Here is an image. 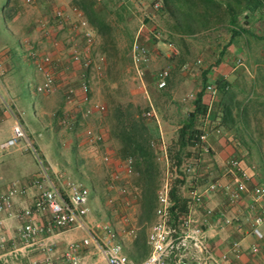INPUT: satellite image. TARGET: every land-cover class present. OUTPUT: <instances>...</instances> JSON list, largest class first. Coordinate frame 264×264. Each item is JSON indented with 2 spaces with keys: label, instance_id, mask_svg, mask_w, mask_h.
<instances>
[{
  "label": "rangeland",
  "instance_id": "rangeland-1",
  "mask_svg": "<svg viewBox=\"0 0 264 264\" xmlns=\"http://www.w3.org/2000/svg\"><path fill=\"white\" fill-rule=\"evenodd\" d=\"M8 1L10 7L17 3L19 13L11 23H6L0 16V57L3 61L0 72V142L9 137L11 130L7 124H13V117H16L23 124L40 161L32 152L21 149L22 145L8 151L0 149V192L13 181L27 185L28 178H34L41 173L43 164L51 174L61 176L62 180L81 182L93 192L92 204L100 209L99 216L93 218V223L96 219L101 224H110L114 229L109 212H114V215L117 213L116 218L124 216L126 214L122 209H118L123 207L125 210L126 206L119 195L114 192L107 194V182L115 168L110 169L102 161L105 152L110 155L113 153L110 142L114 140L109 136L113 108L132 104L136 116L154 134L157 135L158 132V121L173 132L175 127L181 126L188 118L189 110L193 106L190 95L199 88L203 89L206 80L211 78L210 73H215L216 77L223 75L224 72L219 74L218 69L226 59H222V46L230 41L229 27L224 21L220 26L194 34L186 43L169 37V33L177 32L172 30L171 21L167 17L152 10L154 0H132L127 5L121 4L120 0H32L30 4L26 0H0V5ZM91 2H95L97 10H103L99 20L104 21L94 29L96 51L105 56L101 74H95L91 96L94 103L105 109L102 113L84 118L81 114L83 104L69 100L64 89L68 81H76L80 72L69 61L72 48L83 47L82 38L68 24L59 26L54 23L51 14L55 8L69 11L71 6L81 8ZM43 20H50L48 28L53 31V37L59 43L57 49L52 48L50 39L38 26ZM142 25L144 28L140 41L149 49L151 60L142 68L144 75L140 78L132 65L130 50ZM155 30L163 32L160 39L154 37ZM209 39L211 41L208 50L205 43ZM186 44H189V49ZM249 44L251 49L246 48V54L249 53L250 59L232 52L230 64L232 68L244 72V87L248 96L246 98L251 97V100L246 101L242 97L240 107L243 110H239L240 107L237 106L236 108L238 113H242L244 120L250 121L251 129L236 131L230 129L229 124L224 129L229 134L231 143L236 144L237 149L232 147L241 158L243 167L252 174L255 183L264 187V161H258L257 153L258 136L263 144L261 147L264 155V118L261 122L262 131L257 132V93L251 83V76L257 75V67L254 66L257 61V39H250ZM30 48L49 54L59 61V67L55 68L59 87L53 94L42 95L36 92L41 76L27 56ZM174 48L178 52L183 51V55L176 54ZM238 58L243 60L244 67L236 68L235 62ZM163 70H168L170 75L166 88L160 90L157 88L156 74ZM9 99L16 100L14 106L11 105L12 113L3 105V100ZM216 101L209 99V106L212 107L211 123L220 118L219 110L222 112ZM150 107L156 112L157 119H142L141 115ZM63 120L67 121L66 126H62ZM88 128L100 133L105 139L104 144H90L85 135ZM191 154L197 167L198 185L204 188L212 181L221 184L218 173L207 170L210 163L205 160L210 157L201 154L196 161L195 154ZM232 184L233 181L230 185ZM110 196L116 200V205H108ZM233 209L234 207L228 208L226 216L232 218ZM239 218L244 230L250 231L251 215L242 209ZM118 221L122 222L120 219Z\"/></svg>",
  "mask_w": 264,
  "mask_h": 264
},
{
  "label": "built area",
  "instance_id": "built-area-1",
  "mask_svg": "<svg viewBox=\"0 0 264 264\" xmlns=\"http://www.w3.org/2000/svg\"><path fill=\"white\" fill-rule=\"evenodd\" d=\"M132 0H120L121 4L127 5ZM32 0H26L30 4ZM152 10L158 14L163 12V0H154ZM150 18V17H149ZM51 19L59 26L68 24V27L82 38L83 47L74 46L70 52V65L76 66L80 71L76 81H68L64 85L66 97L69 100L80 101L83 104L81 114L84 118H88L95 113L104 112V107L98 103H94L91 96V90L95 74H101L102 67L105 64V56L96 51V32L94 27L88 21L84 12L77 6H71L67 11L63 8H55L52 11ZM245 18L242 17V24L245 25ZM50 22V20H48ZM48 21H40L38 26L45 36L50 39L52 48L57 49L59 43L53 37V31L48 28ZM264 30V23L259 24ZM248 27V25H245ZM144 25L141 26L137 36L135 37L130 50V58L137 75L142 78L144 75L143 67L150 63L149 49L140 41V34ZM163 32L155 30L154 37L160 39ZM173 49L172 45H169ZM28 58L34 66L36 72L41 76V82L36 87V92L42 95L53 94L58 85L55 78V68L59 67L57 59L53 56L30 48L28 50ZM200 64V61H197ZM237 68L244 67L242 59H237L235 63ZM3 69V61L0 57V72ZM169 71L163 70L156 74L157 88L162 90L166 88L169 78ZM205 93L214 101L218 98L219 91L215 82L208 81L205 85ZM194 101L196 96L190 95ZM16 100H3V105L12 113L11 105L14 106ZM13 125L9 137L0 144L2 151L16 149L20 145L21 149L30 151L38 158L34 145L29 141L27 132L21 121L13 117ZM144 120H156L157 114L152 107L141 115ZM62 126L67 125V121L63 120ZM219 133V132H218ZM86 138L90 144H104V137L88 128L85 132ZM202 143V155L210 156L211 148L208 145L209 132L204 129L200 135ZM160 151H157L158 161L162 159L166 162L167 167L162 174L160 184L157 189V206L155 210V223L151 227L148 234V245L151 248L150 256L143 264H165L166 260L173 257L176 264H189L184 262V258L188 256L190 251L200 256L198 264H231L227 253L217 256L210 246L205 242L204 232L199 227H194L196 221L192 217L195 207H202L207 198L215 193H223L225 202L228 207H236L245 197L250 198L247 210L251 215L250 235L254 237L258 244L251 248V254L258 256L262 253L261 244L264 243V187L255 180L252 174L243 167L242 161L238 156H233L223 166V176L232 180V185H221L218 181L206 185L201 190H192L190 195V213L183 221L182 226L177 230L171 226V209L172 201L170 198V190L172 181L176 177L175 169L169 160L167 147L160 141ZM152 147L157 148L156 142H152ZM162 156L163 158L161 159ZM40 161V159L38 158ZM104 165L112 167V157L105 152L102 157ZM41 163V162H40ZM119 168L112 170L107 182L106 190L109 193H115L120 197L128 196L129 190L124 181L132 176L134 171V162L132 159L119 161ZM38 176L28 181L26 186L18 181L11 182L6 190L0 193V215L5 214L8 218L22 220L23 223L18 227V237L27 248H35L45 254V258L38 264H85L82 259V252L89 249L93 245L100 251L102 257L107 264H130L127 256L124 254L123 246L116 241L117 234L110 224L98 223L94 227L88 226L86 218L89 211L90 190L81 182H73L70 180H62L61 176L51 174L44 168ZM182 171L192 180L196 176L197 167L192 162H184ZM34 188L38 191L37 199L34 203L24 209H16L15 199L17 197L26 196L29 189ZM108 205H116V200L110 196L107 200ZM127 207V202H122ZM121 203V204H122ZM48 214L49 222L46 229L41 228L34 222V218L40 214ZM208 215H212V211H208ZM117 219L123 223H130V218L126 215L117 216ZM236 221V222H235ZM222 227L235 226L238 231L244 228L239 220L226 216L221 223ZM85 230L88 237L78 242L68 245L66 251L56 258V245L50 241L42 239L44 232L54 234L55 231L62 232L67 230ZM102 231L105 239L100 240L96 235V231ZM231 253L237 257L241 254V242L236 241L230 248Z\"/></svg>",
  "mask_w": 264,
  "mask_h": 264
},
{
  "label": "crops",
  "instance_id": "crops-1",
  "mask_svg": "<svg viewBox=\"0 0 264 264\" xmlns=\"http://www.w3.org/2000/svg\"><path fill=\"white\" fill-rule=\"evenodd\" d=\"M259 24L260 22H257L252 24L251 27H247H250V35L243 33L236 37L233 41H227V43L222 46V53H224L222 55V59L224 60V58H226L227 60L225 59V62H223L218 69L219 74L224 72L223 75L216 77L217 75L215 73L209 74L211 78H209L208 81L212 80L215 82L217 78L223 79L225 80V84L228 87L224 94L219 93L218 98L214 100H217L216 102L218 103L219 109L221 104H226V107L228 108L226 109V112H221L219 110L218 115L220 118H218L216 122L211 123L210 116L212 107L209 106V114L204 121V128L207 132H209L208 145L211 148V155L209 156L210 158L205 160V162L210 163L208 164L209 166H207V170H212L215 172V174L218 173L221 185L223 186H230V183L232 182V180H229L223 176V166L233 156L239 157V155L234 152L236 151L234 148L237 149L236 144L231 143L230 138L228 137L229 134H227V132L225 133L224 128L227 127V124H229L230 129L236 131L241 129H251L250 121L244 120L242 113H238L237 109L241 106L242 97H248L246 94V88L244 87V72L232 68L230 60L232 59V52H237L238 56H245L247 59H250L249 53L247 55L246 52L247 50L251 49L249 41L250 39L252 40V38L257 39V61L254 65L257 67V75L251 76L253 90H255V93H257V132L262 131L263 128L261 122L264 118V30L261 29ZM253 34L256 37H254ZM192 36L193 35L182 33H169V37L183 40L186 43L189 42V39L192 38ZM230 38L231 35L228 39ZM210 41L211 40L209 39L208 43H205V47L208 50L210 49ZM186 45L189 49V44ZM180 49L182 50V48ZM174 51L176 54L180 53L183 55V51L178 52L176 49ZM202 90V88H199L192 94L196 96ZM248 100H251V97L246 98V101ZM192 110L193 106L189 111L191 112ZM239 110L242 111L243 109L240 107ZM7 125L10 127L9 130H11L13 124L8 122ZM179 128L180 126L178 125L172 132V130L168 129L165 124L161 125V123L158 121V132L157 135L153 133V136H155L157 142L162 141L166 147L169 148L171 144L176 141V134ZM2 142H0V144ZM261 142L262 141L257 136V153L259 162L264 161V155L261 147L263 144H261ZM110 143L113 146V153L111 154L113 162L112 167L118 169L119 161L125 159H121L118 155V143L114 141H111ZM232 146H234V148ZM160 157L161 159L163 158L162 156ZM157 162L159 164V169L161 172L160 176L162 178V174L165 172L167 164L163 159L160 162ZM112 167H110V169ZM244 168L246 169V167ZM31 179L33 178H28V180ZM124 184L128 186L129 193L128 196L123 197L122 202L126 201L127 207H125V210H123V207H120L118 211H121L120 209H122L124 214L130 218V223L125 224L118 221V219L115 217L117 213L114 215V212L110 210L109 215L115 227L114 230L117 234L116 241L122 244L124 254L127 256L130 264H143V262L150 256L151 253V248L148 245V234L156 220L154 214H152L151 222H146L140 218V212L143 207L142 196L143 190L145 188L143 177L137 173H134L124 181ZM198 184V177L195 176L191 180V183L183 189V195L190 198L193 189L201 190L202 188ZM22 185L26 186L25 183ZM5 190L6 189L3 191ZM107 194L111 193L107 192ZM37 195L38 191L36 189H29L26 196L17 197L15 199L16 209L30 207L37 199ZM92 195L93 192H90L88 204L90 213L86 218V223L89 227H94L99 223L96 221V219L93 223V218H97L99 216L100 209L92 204ZM225 201V195L223 193H215L207 198L202 207H195V210L192 213V217L196 221L194 227L201 228V230L204 232L205 242L210 246L217 256H220L222 253H227L231 264H264V243L261 244L262 253L258 256L252 255V246L260 244H258L256 239L250 235V231L243 230L240 232L235 228V226H221L222 220L226 217V212L228 208H230L225 205ZM248 203H250V198L245 197L240 204L234 207L232 211V218L239 220L242 209H244L246 213H249L247 210ZM209 210L212 211V215H208ZM34 222L41 228L46 229L49 222L48 214L45 213L35 216ZM22 223V220L8 218V216L5 214L0 215V264H38L45 258V254L42 251L35 248H27L25 244L19 239L17 229ZM95 235L100 240L105 239L104 233L102 231L97 230ZM41 237L42 239L50 241L56 245L57 250L55 255L58 259L60 255L66 251L69 244L81 241L85 239V237L87 238L88 233L85 230L73 229L62 232L55 231L54 234H48L44 232ZM236 241L241 242L242 251L239 257L230 251L232 244ZM187 255L188 256L183 259L184 262L189 264H198L200 262V256H198V254L190 251V253ZM81 256L85 264H107L100 251L94 245L82 252ZM165 264H176V260L171 257L166 260Z\"/></svg>",
  "mask_w": 264,
  "mask_h": 264
},
{
  "label": "trees",
  "instance_id": "trees-1",
  "mask_svg": "<svg viewBox=\"0 0 264 264\" xmlns=\"http://www.w3.org/2000/svg\"><path fill=\"white\" fill-rule=\"evenodd\" d=\"M95 7V2H91L80 8L93 27L104 21L99 20L103 10H97ZM18 13L17 3L11 7L9 1L0 5V16L6 23L14 21ZM161 15L171 21L173 31L189 35L220 26L225 21L230 30V40L233 41L243 33L250 35L249 28L252 24L264 23V0H163ZM242 17L245 18L244 23L250 26L249 28L242 24ZM215 85L219 93L224 94L227 91L225 80L217 78ZM204 90L205 86L196 95L193 110L181 124L176 141L167 149L171 166L176 168V177L172 181L170 190L173 204L170 223L176 230L182 226L190 213L191 200L183 195V189L191 183V179L182 171V164L186 161L195 163L192 161V152L196 156V161L202 154V143L199 137L205 129L204 121L209 114V99H211ZM133 108L132 104L117 105L113 108L110 115L112 124L109 136L119 145V157L132 159L135 173L143 177L145 188L140 218L151 222L152 214H155L157 206L156 193L160 184L161 172L157 162V151H160L161 144L157 142L146 123L136 116ZM220 108L223 112L228 109L226 104H221ZM152 142H156L157 148L152 147Z\"/></svg>",
  "mask_w": 264,
  "mask_h": 264
}]
</instances>
